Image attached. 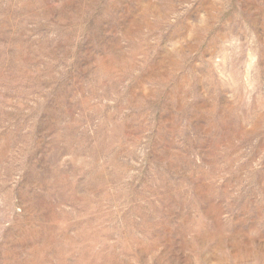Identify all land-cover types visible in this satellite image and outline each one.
Here are the masks:
<instances>
[{
	"label": "rangeland",
	"instance_id": "1",
	"mask_svg": "<svg viewBox=\"0 0 264 264\" xmlns=\"http://www.w3.org/2000/svg\"><path fill=\"white\" fill-rule=\"evenodd\" d=\"M0 264H264V0H0Z\"/></svg>",
	"mask_w": 264,
	"mask_h": 264
}]
</instances>
